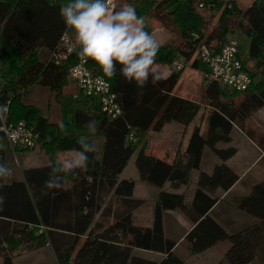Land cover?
I'll list each match as a JSON object with an SVG mask.
<instances>
[{
  "label": "trees",
  "instance_id": "1",
  "mask_svg": "<svg viewBox=\"0 0 264 264\" xmlns=\"http://www.w3.org/2000/svg\"><path fill=\"white\" fill-rule=\"evenodd\" d=\"M67 2L0 0V105L8 106L6 122L23 121L33 129L48 157L46 165L17 172L2 190L6 197L0 211L2 264H14L21 250L45 246L52 251L53 264H187L221 242L227 246L215 264H264V178L254 175L243 184L254 168L240 179L227 164L237 153L230 145L234 128L264 152V130L251 120L264 108V0H117L136 7L150 35L164 29L178 36L177 43L159 46L155 65L180 59L191 69L206 72L207 79L206 66L198 58L201 47L217 53L235 34L248 42L245 56L238 49L252 83L244 92L222 89L214 81L212 90L207 85L206 132L202 135L201 124L195 125L185 150L178 148L170 162L150 153L145 137L148 132L160 133L170 123L185 130L197 117L198 103L173 94L182 69L160 77L155 85L149 82L142 95L119 72L108 78L93 60L77 55L80 46L73 39L74 30L59 15L60 6ZM65 32L74 48L62 58L60 40ZM81 60L110 84L120 108L116 117L104 113L98 98L80 94L76 86L75 94L68 92L75 85L69 72ZM249 61L251 68H247ZM34 85L61 99L69 119L52 121L24 103ZM89 119L100 127L89 137L98 151L89 154L88 170L78 179L65 177L62 189L42 197L41 187L57 153L79 147L76 141L87 135L84 125ZM141 139L144 144L134 165L138 180L149 190L148 200L133 197V179H120ZM0 143L5 145L0 159L7 162L11 149L1 131ZM13 150L16 155L30 151ZM192 171L198 178L188 204L178 191L189 185ZM148 205L150 224H141L136 212ZM171 211L192 228L187 231L177 225L179 230L174 229ZM222 213L228 217L224 222L219 220ZM136 250L159 257H141Z\"/></svg>",
  "mask_w": 264,
  "mask_h": 264
},
{
  "label": "clouds",
  "instance_id": "2",
  "mask_svg": "<svg viewBox=\"0 0 264 264\" xmlns=\"http://www.w3.org/2000/svg\"><path fill=\"white\" fill-rule=\"evenodd\" d=\"M111 5L112 0H69L60 6L59 15L64 24L74 30L80 46L77 55L81 59L93 60L108 78L119 72L125 82L134 83L138 94L142 95L149 82L155 85L160 81V75L153 67L159 44L145 30V18L138 15L133 4L119 8ZM7 113V105H0V121L7 119ZM59 127L64 129L63 124ZM84 127L87 135L78 137L79 147L71 149L68 157L57 159L51 166L40 190L42 197L62 189L65 177L78 179L88 170L92 162L89 154L98 151V145L89 137L95 136L100 126L95 119H89ZM4 148L5 145L0 143V150ZM14 175V169L0 159V211L6 200L2 190Z\"/></svg>",
  "mask_w": 264,
  "mask_h": 264
},
{
  "label": "rangeland",
  "instance_id": "3",
  "mask_svg": "<svg viewBox=\"0 0 264 264\" xmlns=\"http://www.w3.org/2000/svg\"><path fill=\"white\" fill-rule=\"evenodd\" d=\"M124 5L122 2L117 3V8L120 6ZM153 38L157 41L159 46L167 41L171 42H178V36L175 35L172 31L164 30V29H156L154 33L152 34ZM73 39L75 40V44L78 42L75 39V35L73 34ZM228 39H234L238 43V47L242 53L243 56L246 55L247 53V39L243 37L242 35L235 34V35H230ZM190 63H185L183 60L176 59L173 64L171 65H154V69L161 73V71H168V70H181L182 74L179 79V85L177 87V90L180 94H184L188 96L187 98L193 99L196 103L200 105V111L193 121L194 125L201 124L204 121H206V114L207 111L205 109V105L207 104L206 100L204 99V93L205 89H207V85L209 89H213V81L209 80L208 78L205 79L206 77V72H200L197 70H193L190 68ZM179 66L181 67L180 69ZM253 67V62H248L247 63V68ZM256 81V79H255ZM223 89V88H222ZM68 92H73L74 94L76 93L75 85H72L68 87ZM213 98L214 96L211 95ZM24 103L29 104V105H34L36 108L40 109L41 113L45 116H47L49 119L52 121H57L61 122L63 119L68 118V116H65L63 114V107H62V100L61 99H56V95L49 91L48 89L34 85L30 87L29 93L26 97H24ZM69 119V118H68ZM251 120L253 124L258 125L257 122L260 124L261 130H264V122L261 120V116L253 113L251 116ZM173 126H179L176 123H170L167 124L166 127L161 131L160 133H153V132H148L145 137V142L147 145V150L152 153L153 155H160L159 157H165L163 155V152L159 151V149H163L164 146H169L172 144V140L174 141L177 140V137L175 136L176 134L174 133L176 130L174 129ZM232 144L231 146H234L238 149V153L233 157V159H230L228 161V165H232L233 169L235 172L239 175L240 173L244 174L246 173L247 169L251 167V165H254L256 163V151L253 149L251 146V143L245 139L236 129L232 131ZM144 140L141 139V141L137 145V150L135 153L132 155L130 158L126 169L124 170L122 175H126L128 178H137L138 179V173L134 165V161L137 155L138 150L143 146ZM174 144V143H173ZM10 147V145H9ZM11 152L7 156V163L9 166L14 168V172H20L22 169L28 168V167H36V166H41V165H46L48 163V157L41 151L40 145H37V147L33 150L27 151L22 153L21 155L19 154H14L13 148H11ZM70 151H65V152H59L57 153V159H64L69 156ZM254 171L250 173L246 179L243 180V184L246 181H249L251 178L253 179L254 175L256 179L260 177L258 175L259 170L264 171V163H261L258 166L253 167ZM252 168V169H253ZM15 173V174H16ZM124 175V176H125ZM240 176V175H239ZM123 177V176H121ZM192 180H195V174L191 176ZM192 181V182H193ZM143 182L138 180L137 187L135 188V195L137 197L143 196L144 193V187L141 185ZM145 184V183H144ZM193 184H190V188L188 190L187 196L190 194V191L193 189ZM149 210V205L144 207L143 209H140L136 212V217L137 218H142L147 216ZM40 251H32V252H25L19 257H16L15 263L16 264H21L24 260H26L30 256H37L42 255V258H40L39 261L36 262H44L48 263L49 257L45 253H39ZM139 255H142L145 258H154L153 255H149L148 253H145L143 251L138 252ZM195 257L191 258L188 260L187 264H199V262H194L198 258L194 259ZM202 264V263H201Z\"/></svg>",
  "mask_w": 264,
  "mask_h": 264
},
{
  "label": "built area",
  "instance_id": "4",
  "mask_svg": "<svg viewBox=\"0 0 264 264\" xmlns=\"http://www.w3.org/2000/svg\"><path fill=\"white\" fill-rule=\"evenodd\" d=\"M116 5L117 0H112L111 6L116 8ZM60 47L62 58L74 48L66 32L61 37ZM198 58L206 66L207 77L216 82L220 88L244 92L252 83L249 74L243 69L238 43L234 39H228L217 53H211L205 46L201 47L198 51ZM180 68L179 66L178 69ZM69 76L80 94L99 99L104 113L112 118L119 115L120 108L115 94L110 90V84L90 70L84 60L71 68ZM0 131L11 148L33 150L38 145L37 134L23 121L18 123L0 121ZM129 138L131 139L132 136L130 135Z\"/></svg>",
  "mask_w": 264,
  "mask_h": 264
},
{
  "label": "crops",
  "instance_id": "5",
  "mask_svg": "<svg viewBox=\"0 0 264 264\" xmlns=\"http://www.w3.org/2000/svg\"><path fill=\"white\" fill-rule=\"evenodd\" d=\"M154 33V32H153ZM158 72V71H157ZM159 73V72H158ZM171 73V70H168V71H161V73H159L160 77H167L169 74ZM179 85V81H178V84L176 85L174 91H173V94L174 95H177L179 97H183V98H186V99H189V100H192L191 98H187L188 96L184 95V94H180L177 90V87ZM256 114L260 115L261 116V119H264V108L258 110L256 112ZM262 122H264V120H261ZM258 125H256L258 128H261L260 127V124L257 122ZM178 125V124H177ZM194 124L193 122L187 127L185 128V130L179 125V126H173L174 129L176 130L174 133L176 134L175 136L177 137V140L174 141L173 139L172 140V144H170L169 146H164L163 149H159L160 153L161 151L163 152V155H165V157H159L160 155H158L157 157L161 158V159H165L166 161H172V159L174 158L175 154H176V151L178 148H180L181 151H184L186 146H187V143L189 141V138H190V135L193 131V128H194ZM166 127V126H165ZM164 127V128H165ZM236 129L245 139H247L244 134L237 128H234ZM233 129V130H234ZM232 130V131H233ZM163 131V130H162ZM206 132V121H204L202 123V126H201V134L204 135ZM232 134V132H231ZM248 140V139H247ZM249 141V140H248ZM251 143V146L253 147V149H255L256 151V163L254 165H251V167H249V169H247L246 173H248L253 167L255 166H258L260 164V161L262 159H264V152H262L261 150H259L251 141H249ZM174 143V144H173ZM232 144V135H231V143L230 145ZM237 149V148H236ZM237 153H238V149H237ZM236 153V154H237ZM162 154V153H161ZM70 155V154H69ZM235 157V156H234ZM233 159V157L231 158ZM205 161H207L206 157H204L203 159V165L205 164ZM228 164V162H227ZM230 166V165H229ZM37 167V166H36ZM233 166L231 165L230 168L235 171L233 168ZM126 169V168H125ZM124 169V170H125ZM207 170H209V167L207 168ZM124 172V171H123ZM122 172V174H123ZM16 173V172H15ZM242 174L240 173V179L246 174ZM123 177L120 176V179L121 178H127L126 175H122ZM195 174V180L193 181L191 176ZM258 175L260 176V178H264V171L261 172V170H259L258 172ZM197 178H198V173L196 171H192L191 174H190V182H189V185L187 187H183L181 188L178 192L179 193H182L185 195V198H186V202L188 204H190V201L193 197V194L195 192V189H196V182H197ZM132 179V178H131ZM133 180L135 181V188L137 187V183H138V179L135 177L133 178ZM193 181V182H192ZM190 184H193V189L190 191V194L187 196V193L189 188H190ZM238 183H236L232 189H234L236 186H237ZM141 185H143L144 187V193H143V196H139L137 197L135 195V189H134V193H133V197L137 198V199H142V200H148V197H149V190L146 186V184L142 183ZM227 193H224L220 196V199H222L224 196H226ZM148 214L145 217L142 216V218H137L139 222H142L141 224H145V225H149L150 224V219H151V213L149 211H147ZM169 215L171 217V224L173 225L174 229L177 228V225L180 226V227H183L184 229H186L187 231H189L191 228H192V225L187 222L178 212L176 211H171L169 212ZM232 216H235V214H232ZM226 218H228L225 213H222L220 214L219 216V220H222L223 222L226 220ZM236 218H240L239 216H237ZM176 230H179V229H176ZM226 246L227 244L225 242H221V243H218L216 244L215 246L209 248L208 250H206L205 252H203V254H201L200 256H198L197 260L194 261V262H199V264H215L223 255V252L225 251L226 249ZM32 251H40L39 253H45L48 257H49V261L48 263H44V262H36V261H39L40 258H42V255H35V256H30L28 257L26 260H24L23 262H21V264H53L54 263V257H53V254H52V251L50 250V248L48 246H45L44 248H41V249H38V250H32ZM32 251H27V250H21L19 251V254L16 255L13 259V262L14 264L15 263V259L16 257H19L21 256L22 254H24L25 252L29 253V252H32ZM142 250H136L134 251V253L138 256H141L143 257L142 255H139L138 252H140ZM145 253H148L149 255H153V257H156L158 258L159 255H156L152 252H147V251H143ZM151 259H154V258H151ZM196 259V258H194ZM0 264H2V259L0 258Z\"/></svg>",
  "mask_w": 264,
  "mask_h": 264
}]
</instances>
